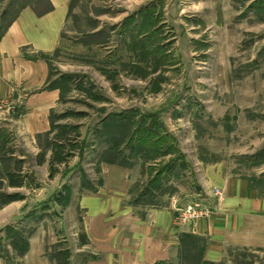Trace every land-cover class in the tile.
Returning a JSON list of instances; mask_svg holds the SVG:
<instances>
[{
    "label": "rangeland",
    "instance_id": "obj_1",
    "mask_svg": "<svg viewBox=\"0 0 264 264\" xmlns=\"http://www.w3.org/2000/svg\"><path fill=\"white\" fill-rule=\"evenodd\" d=\"M26 5L50 7L0 0V36ZM33 57L59 96L33 141L0 130V264L30 249L68 264L69 241L94 250L86 196L138 218L171 203L176 214L219 188L204 179L220 168L264 197V0H69L59 45ZM22 114L0 102V116ZM262 213L219 260L183 232L178 259L161 264H264Z\"/></svg>",
    "mask_w": 264,
    "mask_h": 264
},
{
    "label": "crops",
    "instance_id": "obj_2",
    "mask_svg": "<svg viewBox=\"0 0 264 264\" xmlns=\"http://www.w3.org/2000/svg\"><path fill=\"white\" fill-rule=\"evenodd\" d=\"M50 8L38 13L26 5L10 21L0 36V102L13 109H23L18 120L0 116V130H8L11 138L24 134L35 139L48 129V114L56 105L58 89L47 84L48 63L36 54L50 53L60 43L69 0H48ZM18 112V110L16 111ZM207 186L224 191L220 208L207 219L174 226L175 211L171 205L151 209L144 218L135 217L131 208L121 209L120 202H109L97 196H86L79 204L85 219V238L91 251L75 250L67 243L68 264H161L178 259L180 233L207 238L203 258L219 260L228 244L242 233L248 220L261 216L264 197L251 188L246 179L229 176L224 170L205 174ZM203 178L198 185H204ZM212 187V186H211ZM46 255V254H45ZM15 264H18L16 262ZM19 264H54L41 250L30 249Z\"/></svg>",
    "mask_w": 264,
    "mask_h": 264
},
{
    "label": "built area",
    "instance_id": "obj_3",
    "mask_svg": "<svg viewBox=\"0 0 264 264\" xmlns=\"http://www.w3.org/2000/svg\"><path fill=\"white\" fill-rule=\"evenodd\" d=\"M204 194L206 195V197H204ZM211 196L213 197V199L216 198L217 200H221L223 194L219 188H214L213 194H210L208 191L203 190V193L199 194V197L203 198H200L199 200L189 201L182 206L176 205V214L174 217L175 223H177V225H182L183 223L203 219L208 216V214L213 211L209 199V197Z\"/></svg>",
    "mask_w": 264,
    "mask_h": 264
},
{
    "label": "trees",
    "instance_id": "obj_4",
    "mask_svg": "<svg viewBox=\"0 0 264 264\" xmlns=\"http://www.w3.org/2000/svg\"><path fill=\"white\" fill-rule=\"evenodd\" d=\"M49 8H50V7H49ZM49 8H48V9H49Z\"/></svg>",
    "mask_w": 264,
    "mask_h": 264
}]
</instances>
